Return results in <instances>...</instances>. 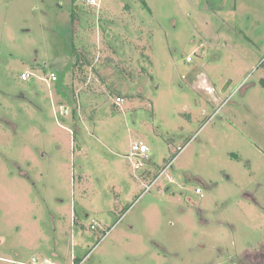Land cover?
Masks as SVG:
<instances>
[{
	"label": "rangeland",
	"instance_id": "obj_1",
	"mask_svg": "<svg viewBox=\"0 0 264 264\" xmlns=\"http://www.w3.org/2000/svg\"><path fill=\"white\" fill-rule=\"evenodd\" d=\"M0 264H264V0H0Z\"/></svg>",
	"mask_w": 264,
	"mask_h": 264
},
{
	"label": "built area",
	"instance_id": "obj_2",
	"mask_svg": "<svg viewBox=\"0 0 264 264\" xmlns=\"http://www.w3.org/2000/svg\"><path fill=\"white\" fill-rule=\"evenodd\" d=\"M89 4L90 5H96L97 4V0H89ZM28 76H29V74H25V73L21 74V79L22 80H26L28 78ZM44 80L45 81L46 80H48V81H50V80L51 81H56L57 78H56V76L54 74L51 73L50 75L46 76V78ZM146 153H147V147L144 144H142V143H134L131 146V155H136V156L140 157L142 160H144V159H146ZM168 166H170V164L167 165V167ZM167 167H165V169H163V171L161 172L160 175H162L165 172ZM156 179H158V177ZM156 179L154 181H156ZM152 184H150V185L145 187L144 193L148 192L151 189ZM199 192H200V190L197 189L196 193H199ZM91 228L94 229V228H96V226L94 224H92Z\"/></svg>",
	"mask_w": 264,
	"mask_h": 264
},
{
	"label": "crops",
	"instance_id": "obj_3",
	"mask_svg": "<svg viewBox=\"0 0 264 264\" xmlns=\"http://www.w3.org/2000/svg\"><path fill=\"white\" fill-rule=\"evenodd\" d=\"M147 7V6H146ZM148 11H150V9L148 8ZM134 17V16H133ZM130 18H132V16H130ZM130 18L128 19V21L130 20ZM131 22H133L134 23V21H133V18L131 19ZM140 36H142V35H140ZM140 36H138V37H140ZM106 37H107V39H109V35H106ZM140 38H142V37H140ZM62 105V103L60 104V106ZM149 178V177H151V174H147V176H146V178ZM157 177H155V179H156Z\"/></svg>",
	"mask_w": 264,
	"mask_h": 264
},
{
	"label": "trees",
	"instance_id": "obj_4",
	"mask_svg": "<svg viewBox=\"0 0 264 264\" xmlns=\"http://www.w3.org/2000/svg\"><path fill=\"white\" fill-rule=\"evenodd\" d=\"M74 23V22H73ZM74 26V25H73ZM80 61H76L75 65H77V63H79Z\"/></svg>",
	"mask_w": 264,
	"mask_h": 264
},
{
	"label": "water",
	"instance_id": "obj_5",
	"mask_svg": "<svg viewBox=\"0 0 264 264\" xmlns=\"http://www.w3.org/2000/svg\"><path fill=\"white\" fill-rule=\"evenodd\" d=\"M226 88H227V87H224L222 91L224 92V91L226 90Z\"/></svg>",
	"mask_w": 264,
	"mask_h": 264
}]
</instances>
